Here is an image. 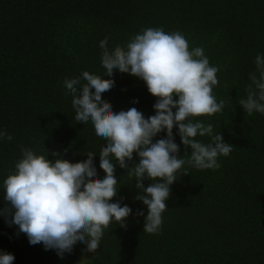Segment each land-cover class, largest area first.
Wrapping results in <instances>:
<instances>
[{
    "label": "trees",
    "instance_id": "1",
    "mask_svg": "<svg viewBox=\"0 0 264 264\" xmlns=\"http://www.w3.org/2000/svg\"><path fill=\"white\" fill-rule=\"evenodd\" d=\"M147 27L182 32L189 47H202L218 68L213 95L224 101L223 110L192 119L211 123L231 144L229 155L218 157L216 169L183 166L155 233L143 231L138 212L146 214L147 207L136 199L128 169L117 165L120 186L112 199L123 198L132 214L124 226L110 223L86 256L84 244L63 256L31 245L0 215V251L11 252L13 264H264V114L249 115L238 102L251 83L254 57L264 55V0H0V128L12 136L0 139V179L14 170L22 147L72 161L95 150L98 178L104 176L98 153L104 141L91 122L75 121L63 80L84 70L103 76L99 41L107 36L109 49L123 47ZM112 79L115 87L102 99L113 111L136 107L145 117L154 114L156 97L143 80L118 71ZM173 134L177 155L187 161L190 146L175 127ZM138 160L134 153L129 167ZM5 203L0 198V208Z\"/></svg>",
    "mask_w": 264,
    "mask_h": 264
},
{
    "label": "clouds",
    "instance_id": "2",
    "mask_svg": "<svg viewBox=\"0 0 264 264\" xmlns=\"http://www.w3.org/2000/svg\"><path fill=\"white\" fill-rule=\"evenodd\" d=\"M107 36L99 41L103 76L84 70L79 76L65 78L63 87L71 94L76 122H91L97 139L104 141L99 153V168L104 176L98 178L95 150L84 151L86 159L72 161L63 153L56 159L22 147L14 170L0 179V208L9 226L16 225L31 245L41 243L45 250L57 255L71 253L78 244L86 251L97 249L104 229L110 223L125 225L132 214L122 199L113 200L120 182L115 170L127 168V176L135 179L136 199L147 207L143 231L155 233L162 224L170 186L187 163L197 169L220 167L219 156H227L231 144L214 133L211 123L193 120L197 116H211L224 108L217 101L213 87L217 85L215 65H210L202 47H189L180 31L165 32L162 27H147L129 38L123 46L109 49ZM255 68L249 72L251 82L245 98L239 99L244 112L264 114V55L254 57ZM128 73L143 80L150 94L156 97L154 114L147 117L136 107L113 111L102 99L115 87L114 72ZM108 77V79H105ZM180 142L190 146L185 161L175 142L173 128ZM165 135L153 139L159 133ZM210 138L209 143L196 139ZM0 139L11 140L10 133L0 128ZM67 151V149H65ZM134 153L138 162L130 167ZM184 174H187L185 171ZM153 183L145 186V179ZM11 252L0 251V264H13Z\"/></svg>",
    "mask_w": 264,
    "mask_h": 264
},
{
    "label": "rangeland",
    "instance_id": "3",
    "mask_svg": "<svg viewBox=\"0 0 264 264\" xmlns=\"http://www.w3.org/2000/svg\"><path fill=\"white\" fill-rule=\"evenodd\" d=\"M93 252H94V251H93ZM93 252L86 253L84 256L89 255V254H91V253H93Z\"/></svg>",
    "mask_w": 264,
    "mask_h": 264
}]
</instances>
